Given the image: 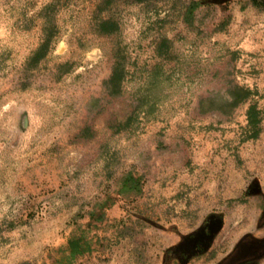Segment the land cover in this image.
Wrapping results in <instances>:
<instances>
[{
  "label": "rangeland",
  "instance_id": "1",
  "mask_svg": "<svg viewBox=\"0 0 264 264\" xmlns=\"http://www.w3.org/2000/svg\"><path fill=\"white\" fill-rule=\"evenodd\" d=\"M236 85L264 112V3L0 0V264H184L177 241L215 212L253 230L264 131L248 140Z\"/></svg>",
  "mask_w": 264,
  "mask_h": 264
},
{
  "label": "trees",
  "instance_id": "2",
  "mask_svg": "<svg viewBox=\"0 0 264 264\" xmlns=\"http://www.w3.org/2000/svg\"><path fill=\"white\" fill-rule=\"evenodd\" d=\"M52 8H54V3L53 5L50 4L45 7L44 9L45 13L51 11ZM118 30H119V24L114 20L106 19V20H102L99 23V32L102 35L110 36L117 33ZM54 36H55L54 31L53 33L51 32V30L46 31L45 38L43 39L42 43L40 44L36 52L30 58L29 61L30 65H33V67H35L48 56L49 51L51 49V45L53 43ZM165 48L166 47L163 44H161L159 50H161L162 52ZM125 72H126V68L123 61L119 57H117L112 75L107 81L108 86L112 88L111 89L112 94L118 93V90L116 88L120 87L121 82L123 81V78L125 76ZM258 96L259 94L257 90H253L247 87H242L239 85H236L231 91V99L233 106L237 107L240 104H248V109L246 111L247 125H248V139H258L262 132L261 125L263 120V111L260 109L258 102L254 100ZM128 122L129 119L127 121V124ZM68 249L70 251L69 257L72 260L86 253V248L84 247V242L81 238H70L68 240ZM67 262L69 263V259H67Z\"/></svg>",
  "mask_w": 264,
  "mask_h": 264
},
{
  "label": "crops",
  "instance_id": "3",
  "mask_svg": "<svg viewBox=\"0 0 264 264\" xmlns=\"http://www.w3.org/2000/svg\"><path fill=\"white\" fill-rule=\"evenodd\" d=\"M261 126H262V132L259 138L261 137L264 131V112H263V120ZM258 139H248V140L255 141ZM216 213L217 212L213 213L210 216V219L205 220L203 224L197 229V231L190 233L192 234L191 236L201 235V237L205 238L204 240L206 241V244L203 250L197 253L189 264H222L224 261H226L229 258L228 255H230L234 250L233 249L230 252L229 251L225 252L226 250L223 251L224 246L228 241V239H231V244L235 243V245L238 243L237 242L238 240L235 241L232 238H239V237L244 238V236H246L248 237V239H254L257 241L264 240V218L260 219V221H257L255 219L257 223L255 224L256 226L254 225L253 230H250L251 229L250 227L249 229L245 230L244 233L242 232V233L233 234L230 231V222H228L229 221L228 215L227 216L225 215L224 217ZM214 224H216V227L215 226L214 227L217 229L211 232L210 234H208V232H210L211 230V226H213ZM231 235H233V237ZM177 242H180L181 244H185V245H187L188 243L192 245L194 248H196L197 246V241L195 239L192 240L190 237H188V235H186L183 240L181 238ZM262 256H264V254ZM245 262L246 261H244V263Z\"/></svg>",
  "mask_w": 264,
  "mask_h": 264
},
{
  "label": "flooded vegetation",
  "instance_id": "4",
  "mask_svg": "<svg viewBox=\"0 0 264 264\" xmlns=\"http://www.w3.org/2000/svg\"><path fill=\"white\" fill-rule=\"evenodd\" d=\"M253 4H263L264 0H251ZM216 225L211 226V230L210 232H208V234H210L211 232H213L215 230ZM209 231V230H208ZM192 240L195 239L197 241V246L196 248H194L192 245L188 244H182L179 248H182V251H178V255L179 258L181 259L182 262H184V264H187L189 261L191 260V256H195L197 253H199L200 251L203 250L206 241L204 240L205 238L201 237V235H195V236H191L190 237ZM246 242H254L256 243V245L261 246L263 248V251H258L257 254L255 255H251L250 258H248V260H246L245 264H255L256 262H259V260H263L260 259L261 257H263L262 255L264 254V240L262 241H257L254 239H246ZM190 257V258H189Z\"/></svg>",
  "mask_w": 264,
  "mask_h": 264
},
{
  "label": "water",
  "instance_id": "5",
  "mask_svg": "<svg viewBox=\"0 0 264 264\" xmlns=\"http://www.w3.org/2000/svg\"><path fill=\"white\" fill-rule=\"evenodd\" d=\"M227 0H221L224 2ZM258 251H263L261 246L256 245L254 242H242L235 252L222 264H241L244 261L248 260L251 255H255Z\"/></svg>",
  "mask_w": 264,
  "mask_h": 264
}]
</instances>
